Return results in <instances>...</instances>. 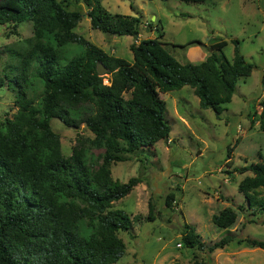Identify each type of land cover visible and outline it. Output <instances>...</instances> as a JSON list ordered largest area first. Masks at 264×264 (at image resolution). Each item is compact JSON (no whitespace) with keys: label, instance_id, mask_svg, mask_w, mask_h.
<instances>
[{"label":"trees","instance_id":"16d2710c","mask_svg":"<svg viewBox=\"0 0 264 264\" xmlns=\"http://www.w3.org/2000/svg\"><path fill=\"white\" fill-rule=\"evenodd\" d=\"M64 1L17 0V9L0 6L1 25H32L23 50L0 45V53L15 60L5 65L0 87L14 93L17 107L11 117L0 118V264L116 263L126 250L118 233L131 230L140 215L132 217L112 205L141 179H113L111 166L168 139L171 127L160 94L188 85L201 108L219 115L237 81L249 77L254 67L240 53L238 40L230 61L221 40L210 45L203 61L179 62L161 40V25L157 36L130 44L128 61L77 33L82 13L67 9ZM82 1L91 28L138 37L140 15L110 13L102 0ZM70 44L83 51L62 62ZM98 63L106 68L108 83L97 73ZM260 104L264 130V100ZM52 118L69 127L84 123L94 137L87 144L78 138L72 153L64 156ZM237 142L227 148L228 163ZM93 147L103 148L102 154L95 156ZM235 171L251 173L239 182L238 191L251 214L260 212L264 223V156ZM174 197L169 191L165 204L171 206ZM148 205L146 219L152 221L153 205ZM236 217L233 208L225 207L212 215V222L227 229ZM231 240L228 234L207 244L192 224L183 223L181 245L188 248L211 253ZM243 241L264 248L262 240ZM188 264L205 262L195 258Z\"/></svg>","mask_w":264,"mask_h":264},{"label":"rangeland","instance_id":"374dc122","mask_svg":"<svg viewBox=\"0 0 264 264\" xmlns=\"http://www.w3.org/2000/svg\"><path fill=\"white\" fill-rule=\"evenodd\" d=\"M64 4L67 9L82 13L75 28L77 33L108 54L128 61L132 60L130 44L157 36L161 25V40L179 62L203 61L210 53V45L221 40L226 42L223 53L230 61L234 40H238L240 53L254 66L249 77L237 81L231 101L223 105L219 115L211 108H201L188 85L160 94L166 102L165 119L171 127L168 139L111 166L113 179H141L129 194L112 205L132 217L140 215L131 230L118 233L126 250L114 264H188L195 258L205 264H264V248L251 247L243 241L248 237L264 242L262 214L252 215L244 195L238 191L239 182L251 173L235 171L264 156V130L260 127V103L264 100V0H102L110 13L141 16L137 38L91 28L82 0H65ZM0 6L17 9V0H0ZM31 35L30 21L15 29L0 24L1 46L23 50ZM82 51V46L70 44L62 62ZM8 63L15 60L0 53V77ZM103 75V82L108 83V75ZM14 100V93L6 85L0 87V118L16 112ZM50 126L60 138L64 156L72 153L78 138L87 144L94 137L84 123L69 127L52 118ZM236 140L228 163L227 148ZM91 152L98 156L103 148L93 147ZM169 191L175 193L171 206L165 204ZM149 201L153 205L152 221L146 219ZM225 207L233 208L237 215L227 229L212 222V215ZM184 222L192 224L207 244L228 234L233 240L211 253L183 244L178 247Z\"/></svg>","mask_w":264,"mask_h":264},{"label":"water","instance_id":"95a60500","mask_svg":"<svg viewBox=\"0 0 264 264\" xmlns=\"http://www.w3.org/2000/svg\"><path fill=\"white\" fill-rule=\"evenodd\" d=\"M96 70L99 75H102L103 73H105L106 68L101 63H98L96 66Z\"/></svg>","mask_w":264,"mask_h":264},{"label":"built area","instance_id":"2783aa9c","mask_svg":"<svg viewBox=\"0 0 264 264\" xmlns=\"http://www.w3.org/2000/svg\"><path fill=\"white\" fill-rule=\"evenodd\" d=\"M177 246H178V247H180V246H181V243H180V242H179V243H177Z\"/></svg>","mask_w":264,"mask_h":264},{"label":"crops","instance_id":"0c3cea01","mask_svg":"<svg viewBox=\"0 0 264 264\" xmlns=\"http://www.w3.org/2000/svg\"><path fill=\"white\" fill-rule=\"evenodd\" d=\"M151 38L153 37V36H150Z\"/></svg>","mask_w":264,"mask_h":264}]
</instances>
